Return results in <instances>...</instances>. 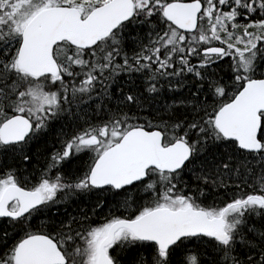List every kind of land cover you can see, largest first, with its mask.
Segmentation results:
<instances>
[{"label":"snow or ice","instance_id":"1","mask_svg":"<svg viewBox=\"0 0 264 264\" xmlns=\"http://www.w3.org/2000/svg\"><path fill=\"white\" fill-rule=\"evenodd\" d=\"M0 264H264V0H0Z\"/></svg>","mask_w":264,"mask_h":264}]
</instances>
